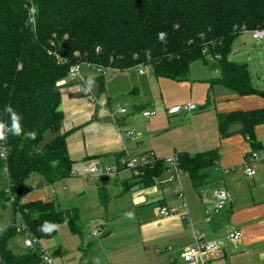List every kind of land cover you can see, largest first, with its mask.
Here are the masks:
<instances>
[{"label":"trees","instance_id":"16d2710c","mask_svg":"<svg viewBox=\"0 0 264 264\" xmlns=\"http://www.w3.org/2000/svg\"><path fill=\"white\" fill-rule=\"evenodd\" d=\"M245 29H264V0H0V123L11 126L5 111L11 106L22 127L21 135L8 133L4 141L0 171L6 172L9 186L0 192V210L10 206L12 215L21 210L27 229L44 246L61 224L79 233L77 211L58 210L51 200L20 203L33 176L53 186L73 175L68 134L59 133L64 120L60 92L73 65L89 63L119 72L143 66L157 79L182 82L192 64L201 61L218 73L213 83L239 96L264 98L248 65L229 59ZM218 119L222 133L240 121L251 139L264 124V108ZM47 132L54 136L45 143ZM177 156L195 184L217 161L214 150ZM163 166V160H156L138 178L150 186ZM106 184L98 188L103 204ZM10 194L16 197L13 204ZM46 226L51 230L45 231ZM17 236L13 221L0 230V264H44L37 250H13L10 241Z\"/></svg>","mask_w":264,"mask_h":264},{"label":"crops","instance_id":"0c3cea01","mask_svg":"<svg viewBox=\"0 0 264 264\" xmlns=\"http://www.w3.org/2000/svg\"><path fill=\"white\" fill-rule=\"evenodd\" d=\"M193 70L199 75L192 76ZM135 71L139 75L145 73L136 68L113 72L112 77L82 73L79 79L69 77L61 89L64 120L59 133L68 134L73 175H86L94 164L117 166L121 158L134 153L154 154L157 160L164 161L181 153L196 155L214 150L217 161L197 184L185 172L180 174L179 181L170 182L174 191L178 184L182 187V179L190 182H185L188 199L184 193L183 199L176 195V202L167 200L160 189L163 174L169 175L168 179L173 175L165 161L163 173L150 186L128 170H122L115 179L105 178L106 189L111 184L121 185L119 200L125 194L131 197L122 204L126 210L120 214L118 225L102 223L104 236L97 246L89 243L82 264H264V161L256 168V178H251L253 185L242 179L244 172L240 169L250 151L264 159V124L256 127L248 141L242 122L231 123L222 133L218 119L223 114L263 109L264 98L239 96L213 83L210 66L201 61L192 64L189 78L182 82L159 78L158 84L148 85L140 82ZM145 85L150 91L147 96L141 89ZM199 100L201 105L187 114V118V115L167 114V108L173 105L197 104ZM125 107L129 109L127 117L115 114ZM147 110L157 114L145 118L142 113ZM128 130L133 132L131 139L125 136ZM45 136L50 141L54 134L47 132ZM217 188L226 189L230 195V203L220 214L214 212L212 196ZM108 201L109 196L106 204ZM162 208L176 212L163 218ZM234 230L242 232L237 242L228 239ZM197 235L218 244L217 258L202 256L192 263L184 259L185 251L195 243ZM49 242L45 246L50 252L55 242Z\"/></svg>","mask_w":264,"mask_h":264},{"label":"rangeland","instance_id":"374dc122","mask_svg":"<svg viewBox=\"0 0 264 264\" xmlns=\"http://www.w3.org/2000/svg\"><path fill=\"white\" fill-rule=\"evenodd\" d=\"M234 47V53L229 56L230 61L247 63L252 74L253 85L257 89L264 91V39L254 40L251 33L244 32L236 40ZM196 71L193 70L191 75H199V72ZM144 72L145 73L143 75H139L138 72L135 73V75L140 78V82L148 85L155 83L158 84L157 80L159 79L154 78L149 69L144 68ZM200 72H203V70H200ZM82 73H94L97 75L99 72L96 69H84ZM211 73L213 79L218 77V73L216 71H212ZM109 75V77H112L114 73L109 72ZM148 85H145L144 87L142 86L141 88L143 94L146 96L150 93V91L148 92ZM196 103L197 104L194 103L196 106L201 105L200 100L196 101ZM125 108L128 109L127 107ZM47 140L48 136H45L44 142L46 143ZM47 142H49V140ZM108 167L115 168V166ZM168 176L169 175L165 173L161 177L160 181L163 183H161L160 189L164 191L167 200L176 202V195L178 197L177 188L174 191ZM134 177L138 178L139 176ZM242 179L249 185H253V179L247 180L244 173L242 175ZM186 180L187 179H182V187L187 200L189 194L188 189H186L185 182H188L187 184L190 182L189 180ZM102 182L103 179L95 181L86 175H79L77 173L71 178L65 180L64 182H60L55 186H47L43 179L38 175L33 176L32 180L29 182L26 188V201L51 200L55 202L58 210L78 212L79 220L77 222V226L79 228V233H74L67 224H61L58 227L54 241L49 242L50 244L55 242L53 246L50 247L49 252L51 256H54V264H82V262L86 261V257L83 258V255L86 254L87 247L91 245L89 243H93L94 246H97L99 241L104 236L102 223H107L111 227H115L119 224V216L126 210V207H122V204H124V201L131 196L130 194H125L124 198L119 200L120 195H122L121 185L119 184L115 187L111 184L112 187H108L109 189L107 188L109 196L108 204H103L98 192V186ZM8 186L6 172L1 170L0 192L8 191ZM40 186L42 189L39 188ZM209 186L210 184L206 188H209ZM29 187L33 190L30 191ZM191 190L192 193L194 192L193 194H195V191L193 189ZM11 224L12 212L9 206L0 210V230H6ZM97 230L100 232V235L94 236L93 233ZM20 240V236H17L15 239L10 241V246H12L13 250L16 252L17 250L20 251L24 249Z\"/></svg>","mask_w":264,"mask_h":264},{"label":"built area","instance_id":"2783aa9c","mask_svg":"<svg viewBox=\"0 0 264 264\" xmlns=\"http://www.w3.org/2000/svg\"><path fill=\"white\" fill-rule=\"evenodd\" d=\"M244 32L251 33L254 40L264 39V29H257L254 31L245 29ZM83 68L96 69L103 76L109 74V72H119L114 68H104L102 66H97L89 63H77L70 68L69 77L71 79L82 78ZM137 69L140 73L144 72L143 66H139ZM197 109L198 107L194 103L179 104L167 108V114L170 116L187 115L195 112ZM115 114L127 117L129 115V110L126 108H121L117 110ZM156 114L157 113L155 111L148 110L142 113L143 117L145 118L153 117ZM125 136L128 139H131L133 137V132L131 130H128L125 132ZM247 140L250 141V137H247ZM0 152L5 153V155L0 156V159H5L6 147L4 146V141H0ZM156 160L157 158L154 154H128L119 160L118 165L115 166V168H111L108 166L105 167L101 164H94L88 168L86 175L95 181H99L103 178L115 179L122 170L131 171L134 176H139L146 166L151 165ZM164 161L168 164L170 170L173 172V175L169 179L170 182L179 181L180 174L183 172V170L180 167L178 156H169L165 158ZM262 161H264V159L260 156L259 153L250 151L244 156V160L242 165L240 166V169L243 170L248 179L254 178L257 174L256 168ZM39 188H41V186ZM29 190L32 191L33 189L29 187ZM177 194L180 199L184 198V192L180 184H178L177 186ZM25 196L26 191L23 193V197L20 201L21 204L26 202ZM212 196L214 200V212L216 214H220L230 203V195L226 189L217 188L213 191ZM15 202L16 197L10 194V203L13 204ZM175 212V209L162 208L160 210V215L163 218H167ZM185 217L186 219H188V215H185ZM12 221L16 231L20 235V242H22L23 248L26 250L39 251L41 254V260L44 264H54V258L50 255L49 250L46 248V246H44L42 241L39 238L35 237L27 229V226L23 221V213L21 210H17L12 215ZM93 235L99 236L100 232L97 230L93 233ZM241 238L242 232L238 230H234L228 235V239L231 241L237 242ZM202 256L208 259L217 258L219 256L218 244L212 241H205L202 236L197 235L195 238V243L185 251L184 259L187 262L192 263L196 262Z\"/></svg>","mask_w":264,"mask_h":264},{"label":"clouds","instance_id":"9594fccd","mask_svg":"<svg viewBox=\"0 0 264 264\" xmlns=\"http://www.w3.org/2000/svg\"><path fill=\"white\" fill-rule=\"evenodd\" d=\"M165 34L160 33L159 38L161 40L164 39ZM5 111L10 114L11 118V126L7 127L5 126L4 123H0V141H5L6 140V135L8 133H11L12 135L19 136L22 133V127H21V117L12 109L11 106H6ZM175 111V109H174ZM5 155V153L0 152V156ZM127 215L131 216V213H128ZM45 231L51 230V226H46Z\"/></svg>","mask_w":264,"mask_h":264},{"label":"water","instance_id":"95a60500","mask_svg":"<svg viewBox=\"0 0 264 264\" xmlns=\"http://www.w3.org/2000/svg\"><path fill=\"white\" fill-rule=\"evenodd\" d=\"M188 117V115L186 116V118Z\"/></svg>","mask_w":264,"mask_h":264}]
</instances>
